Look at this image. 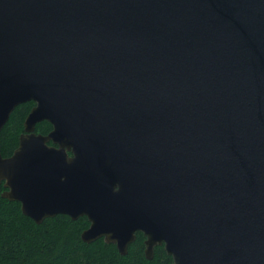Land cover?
Masks as SVG:
<instances>
[{"label": "water", "instance_id": "95a60500", "mask_svg": "<svg viewBox=\"0 0 264 264\" xmlns=\"http://www.w3.org/2000/svg\"><path fill=\"white\" fill-rule=\"evenodd\" d=\"M28 102L0 185L35 224L264 264V0H0V132Z\"/></svg>", "mask_w": 264, "mask_h": 264}, {"label": "trees", "instance_id": "16d2710c", "mask_svg": "<svg viewBox=\"0 0 264 264\" xmlns=\"http://www.w3.org/2000/svg\"><path fill=\"white\" fill-rule=\"evenodd\" d=\"M34 105L28 102L19 105L11 113L0 132V151L3 157L10 156L18 146L23 122ZM51 125L43 121L35 131L46 135ZM4 188L0 185V264H173L163 247L154 249V256H144V236L136 233L135 241L128 252L121 256L114 244L103 239L87 244L81 233L88 228L86 217L75 221L68 216L57 215L35 224L24 216L18 202L1 197Z\"/></svg>", "mask_w": 264, "mask_h": 264}, {"label": "flooded vegetation", "instance_id": "af4514ba", "mask_svg": "<svg viewBox=\"0 0 264 264\" xmlns=\"http://www.w3.org/2000/svg\"><path fill=\"white\" fill-rule=\"evenodd\" d=\"M34 105H35V104H34ZM34 105H33V106H34ZM33 106H32V107H33ZM51 129H52V126H51ZM50 131H51V130H50ZM50 131H49V132H50ZM49 132H48V133H49ZM22 133H23V132H22ZM35 133H36V131H35ZM48 133H47V134H48ZM36 134H38V133H36ZM47 134H46V135H47ZM49 145H50V146H55V145H53L51 142L49 143ZM55 147H56V146H55ZM68 155H69V156H72L71 152H68ZM144 238H145V237H144ZM144 241H145V240H144ZM143 244H144V242H143ZM156 247H157V246H156ZM156 247H155V248H156ZM158 247H160V246H158ZM162 247H163V246H162ZM155 248H154V249H155ZM163 249H164V248H163ZM144 250H145V246H144ZM144 256H145V255H144ZM153 256H154V251H153Z\"/></svg>", "mask_w": 264, "mask_h": 264}]
</instances>
